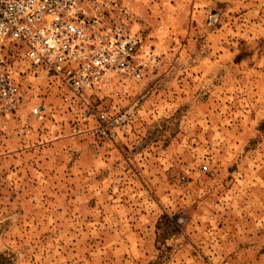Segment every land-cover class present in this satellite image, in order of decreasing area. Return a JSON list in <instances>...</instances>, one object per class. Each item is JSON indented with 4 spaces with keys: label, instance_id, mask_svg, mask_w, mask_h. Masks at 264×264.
I'll return each mask as SVG.
<instances>
[{
    "label": "rangeland",
    "instance_id": "1",
    "mask_svg": "<svg viewBox=\"0 0 264 264\" xmlns=\"http://www.w3.org/2000/svg\"><path fill=\"white\" fill-rule=\"evenodd\" d=\"M123 5L139 77L65 101L15 66L0 264H264V0Z\"/></svg>",
    "mask_w": 264,
    "mask_h": 264
},
{
    "label": "built area",
    "instance_id": "2",
    "mask_svg": "<svg viewBox=\"0 0 264 264\" xmlns=\"http://www.w3.org/2000/svg\"><path fill=\"white\" fill-rule=\"evenodd\" d=\"M141 42L123 0H0V118L21 107L18 60L51 72L65 101H74L139 77ZM46 110L41 103L31 113L42 118Z\"/></svg>",
    "mask_w": 264,
    "mask_h": 264
}]
</instances>
